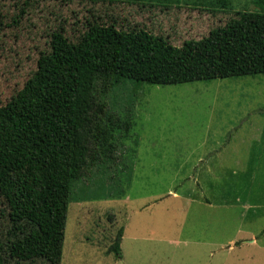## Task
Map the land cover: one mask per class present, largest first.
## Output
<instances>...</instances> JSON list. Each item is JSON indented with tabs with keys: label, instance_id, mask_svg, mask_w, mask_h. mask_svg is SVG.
<instances>
[{
	"label": "rangeland",
	"instance_id": "rangeland-1",
	"mask_svg": "<svg viewBox=\"0 0 264 264\" xmlns=\"http://www.w3.org/2000/svg\"><path fill=\"white\" fill-rule=\"evenodd\" d=\"M257 1L231 0L225 12L198 0H181L180 7L164 13L157 7L148 14V9L140 11L127 1L112 7L127 20L124 25L149 26L147 30L161 33L179 47L224 26L235 18V12L259 11ZM14 4V0H0V14L14 11ZM106 5L90 0H42L26 10L24 24L30 29L23 27L18 40L11 32L0 34V106L31 77L38 51L48 50L50 30L64 22L67 36L75 39L92 14L105 16ZM106 101L111 110L133 107L135 125L121 153L122 160L132 165L131 183L122 186L124 198L99 201L83 197L99 188L102 175L97 170L76 185L73 195L83 199L68 205L64 229L55 227L64 234L61 264H201L191 252L192 240L201 235L191 230V215L199 207L189 205V197L213 202L214 208L206 214L213 222L220 219L216 214L226 212L219 209L222 203L236 204V199L255 202L259 209L250 224L261 230L264 244V141L260 142V137L253 141L254 134L264 135V75L170 86L128 84L111 91ZM257 126L261 129L254 131ZM198 157L208 159V166L195 167ZM221 160L224 163L220 165ZM118 166L111 167L107 177L102 176L105 184H116L114 176L122 167ZM174 192L181 197L173 199ZM58 206L43 202L37 221L19 224L14 230L0 195V240L8 264L58 260L55 246L45 238L46 231L53 228ZM240 207H230L229 220L237 218ZM182 216H186L183 224ZM121 226L125 231L122 259L114 260L106 250ZM224 232L222 236H228ZM217 237L214 228L202 239L212 243ZM208 251L200 255L205 258ZM212 260L208 264H222L217 257Z\"/></svg>",
	"mask_w": 264,
	"mask_h": 264
},
{
	"label": "trees",
	"instance_id": "trees-1",
	"mask_svg": "<svg viewBox=\"0 0 264 264\" xmlns=\"http://www.w3.org/2000/svg\"><path fill=\"white\" fill-rule=\"evenodd\" d=\"M14 1V11L0 14V34L11 32L18 40L26 10L42 0ZM90 1L106 2L105 16L92 14L75 39L67 36L64 22L50 30L48 50L38 51L31 77L0 106V195L13 229L37 221L43 202L59 204L53 228L45 236L55 246L58 260L46 264H61L64 234L59 231L64 229L68 205L83 199L73 195L79 182L93 170L107 177L111 167L122 166L114 176L115 185L105 184L100 176L99 188L83 196L85 201L122 199L123 184L131 183L133 168L121 153L135 116L133 107L108 108L111 91L128 84L170 86L264 75V0L255 2L259 11L235 12L224 26L179 47L147 30L149 26L124 25L127 20L112 4L127 1L149 14L157 7L162 13L178 8L181 0ZM198 1L225 12L231 0ZM123 233L121 226L108 244L106 254L114 260L122 259ZM3 247L0 240V264H8Z\"/></svg>",
	"mask_w": 264,
	"mask_h": 264
},
{
	"label": "crops",
	"instance_id": "crops-1",
	"mask_svg": "<svg viewBox=\"0 0 264 264\" xmlns=\"http://www.w3.org/2000/svg\"><path fill=\"white\" fill-rule=\"evenodd\" d=\"M260 129L261 127L257 126L256 129H254V131ZM256 134H254L253 141H255V139L259 137H260L259 139L260 142L261 140L264 141V135H262L261 133L257 135ZM221 146L224 147L225 143H222ZM220 155L221 154H219V156ZM210 156L211 155H209V157ZM215 157H217V154ZM208 163H209L208 159L204 160V158L198 157L195 162V167L198 168H200L201 166L207 167ZM223 163L224 161L221 160L220 165ZM262 164L264 166V160ZM259 165L261 166V162L259 163ZM192 181L195 182L196 181L195 178L192 179ZM172 194H173L172 196L173 199H178L179 197H181L178 196L175 192ZM187 201L189 205H196L199 207L198 209L195 210L194 214L191 215L193 221L191 225V230L193 232L201 234L202 237L204 234L209 232L210 229L213 230L214 228L217 230L219 234V237H217V239L212 243L210 239H209L210 242L202 239L201 235L200 237L192 240L191 252L196 261L199 260L201 261V264H208L212 259L214 260V258L217 257V259L220 260L222 264H264V244L261 243V236H260L261 230L258 231L257 229H255V226L250 224L251 221L256 216L254 214L255 211L259 209L258 207H256L257 205L255 202L236 199L235 203L240 205L241 207L238 209L237 218H235V220L228 219V213H229L228 211L229 209L230 210L232 209L230 208L231 206L236 204H234L233 202L222 203V206L219 209L224 210L226 212L221 214H216L217 217H220V219L217 220L216 222H213L212 219L207 217L208 215H206L207 211H211L214 208L212 201L206 198H195V197H189ZM143 209L144 206L138 208L137 210L141 211ZM231 213L229 214L231 215ZM182 217H183L182 220V224H183L186 216H182ZM224 231H227L226 234H228V236H222V234H225ZM124 237H125V231L123 233L122 239ZM207 249H209L208 256L204 258V254L207 251ZM201 253L204 254L200 255Z\"/></svg>",
	"mask_w": 264,
	"mask_h": 264
}]
</instances>
